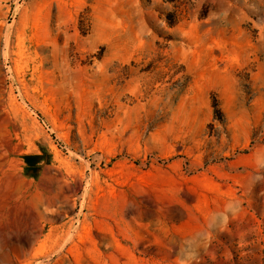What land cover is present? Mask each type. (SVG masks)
I'll return each instance as SVG.
<instances>
[{"label":"rangeland","instance_id":"rangeland-1","mask_svg":"<svg viewBox=\"0 0 264 264\" xmlns=\"http://www.w3.org/2000/svg\"><path fill=\"white\" fill-rule=\"evenodd\" d=\"M0 264H264V0H0Z\"/></svg>","mask_w":264,"mask_h":264},{"label":"trees","instance_id":"trees-1","mask_svg":"<svg viewBox=\"0 0 264 264\" xmlns=\"http://www.w3.org/2000/svg\"><path fill=\"white\" fill-rule=\"evenodd\" d=\"M217 106V104H215V107Z\"/></svg>","mask_w":264,"mask_h":264}]
</instances>
